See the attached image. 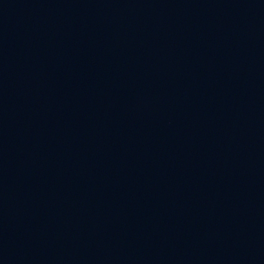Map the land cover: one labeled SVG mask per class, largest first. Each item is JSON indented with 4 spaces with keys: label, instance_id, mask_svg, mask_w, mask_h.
Returning <instances> with one entry per match:
<instances>
[{
    "label": "water",
    "instance_id": "obj_1",
    "mask_svg": "<svg viewBox=\"0 0 264 264\" xmlns=\"http://www.w3.org/2000/svg\"><path fill=\"white\" fill-rule=\"evenodd\" d=\"M177 96L264 125V0H12Z\"/></svg>",
    "mask_w": 264,
    "mask_h": 264
}]
</instances>
